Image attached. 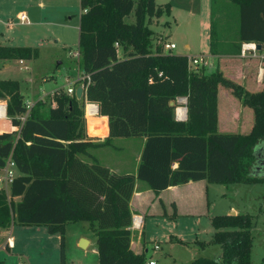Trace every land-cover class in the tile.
<instances>
[{"label":"trees","instance_id":"obj_1","mask_svg":"<svg viewBox=\"0 0 264 264\" xmlns=\"http://www.w3.org/2000/svg\"><path fill=\"white\" fill-rule=\"evenodd\" d=\"M227 1L240 8L238 36L229 49L222 40L217 44L213 10L211 52L240 54L243 42L261 44L264 51V0ZM81 8L79 69L91 78L82 99L60 88L47 97L49 105L44 99L28 109L20 82L0 80V99L7 100V116L19 128L0 133V169L9 158L18 169L10 194L0 188V229L45 226L60 235L64 246L66 225L82 221L96 237L99 264H146V253L131 248L136 180L156 194L199 180L264 183V176L252 175L256 150L264 145V89L251 92L219 69H191L186 54L154 49L152 19L171 14L170 2L81 0ZM132 13L135 22H126ZM116 42L127 56H118ZM39 56V47L0 44V59ZM219 84L253 109L250 133L218 131ZM181 97L187 98L186 121L175 117ZM86 100L108 117L103 140L106 121L85 117ZM137 137H145L137 174L116 173L90 155V148L113 146L116 138ZM82 154L93 163L82 160ZM212 224V243L221 245L222 259L199 256L190 264H252L253 216L217 215Z\"/></svg>","mask_w":264,"mask_h":264},{"label":"rangeland","instance_id":"obj_2","mask_svg":"<svg viewBox=\"0 0 264 264\" xmlns=\"http://www.w3.org/2000/svg\"><path fill=\"white\" fill-rule=\"evenodd\" d=\"M157 1L160 4L171 2L172 9L171 14L152 19V28L156 32L154 45L167 40L177 45L174 53L188 56L202 55L209 59L213 10L216 25L214 38L217 39V44L219 45L222 40L225 48L229 49L238 36L240 8L231 1L218 0L215 3L212 0ZM18 2L15 14L5 21H0V43L39 47L41 53L38 59L29 61L0 59V79L20 80L27 98L28 96L33 98L38 94H53V90L60 88L66 91L67 86L71 85L69 81L74 82L79 75L84 74L79 70L80 56L76 55L79 50L81 0H21ZM20 10H26L27 19L21 20L16 17V13ZM9 21L13 23V27L9 26ZM126 22L134 23L135 15L132 13L126 17ZM186 44L190 45L189 49L185 47ZM120 55L127 56L122 47H120ZM230 59L226 61L228 73L237 74L241 72L243 66V70L247 72V88L256 92L264 87L262 71L264 61L255 57L242 58L237 55L234 61ZM205 68L209 73L216 70L211 63ZM260 71L263 72L262 78H260ZM229 79L238 83L231 77ZM33 85L36 86L35 89ZM30 88L37 94L30 92ZM46 99L49 105V99L47 97ZM1 100L7 102L6 99ZM107 154L108 152L104 153V155ZM210 184L211 194L207 204L205 201L203 205L206 213L197 217L159 214L160 205L153 202L152 211L156 214H150L146 218L147 261L152 253L155 254L153 248L157 243L162 246L161 250L155 254V259L158 258L157 264H189L191 257L198 256L222 259L221 245L208 243L202 245L198 240L204 242L211 239L215 232L212 218L229 213L227 211L233 212L230 209L235 207L238 213L253 216L255 226L252 229L254 238L252 264H264V183ZM146 199L152 198L146 196ZM211 205L212 208L208 210ZM12 227L13 231L8 235L22 240L19 243L25 251L26 256L23 258L26 261H19L16 250L9 255L0 251V264H99L98 254L93 250L95 235L86 222H70L66 225L64 246L60 235L48 233L45 226L14 224ZM19 228L25 230L20 231ZM82 236L91 239L90 247L81 246ZM171 239H180V241L173 242Z\"/></svg>","mask_w":264,"mask_h":264},{"label":"crops","instance_id":"obj_3","mask_svg":"<svg viewBox=\"0 0 264 264\" xmlns=\"http://www.w3.org/2000/svg\"><path fill=\"white\" fill-rule=\"evenodd\" d=\"M18 1H21V0H0V21H5L7 18L12 17V15L15 14L16 7L19 3ZM25 11L26 10L18 11L16 13V17L18 18V16L21 14H24L25 16H27ZM83 12L84 10L82 9V13ZM25 18L27 19V17ZM9 23H10L9 26L13 27V23L11 24L10 21ZM151 25H150V28L154 31L153 36L155 37L156 32L152 28L153 25L152 26ZM79 31H80V25H79ZM160 42L168 43L167 40H163ZM171 43H174V42H171ZM7 46H12V45H7ZM157 46L162 47L161 44H158V45L155 44L154 49ZM185 47L189 49L190 45L186 44ZM176 48H177V45H176ZM175 49L171 51L173 52ZM236 55L238 57H241L240 54H219V53L213 54L211 52V56H209V61L211 63V66L215 67L216 70L217 69L221 70L225 76L229 78L231 77L232 79L237 80L238 83L243 84V86H245V88L248 89L247 88L248 81L246 79L247 72L243 70V66H242V69L240 70L241 72L237 74L228 73V69H227L228 65L226 61H228V59H230L231 57L232 58L230 60L234 61L233 59L234 57H236ZM119 57L123 58L121 56ZM3 60H11V59H3ZM31 60H35V59H31ZM24 61H29V60H24ZM238 61H241V60H238ZM8 79L16 80L12 78H6V79H0V80H8ZM245 79H246V82L244 81ZM17 81H19L21 84V92L25 98L26 105L33 106L37 101L44 100L46 99V97L51 95V94L49 95H39L38 94V95H34L33 98H29V96L27 98L23 90L22 82L20 80H17ZM69 86L70 85H68L67 88ZM33 88L35 89L36 86L33 85ZM262 89H264V87L260 88L256 92ZM55 91L53 90L52 93H54ZM30 92L37 94L31 88H30ZM53 106H56L55 102H53ZM95 117L103 118L106 121L107 133L105 136H99L101 140H103L109 134L108 117L104 115H100V113H98ZM253 125H254L253 109L249 106L243 105L242 102L233 94L232 89L222 84H219L218 86V131L220 133L248 134L251 132ZM18 129H19L18 127L12 125L11 120L8 118V116L4 120H0V133L4 131H13V130H18ZM87 134L89 136H96V135L90 134L88 129H87ZM96 142H99V141H96ZM144 142H145V137L116 138L113 141V146L90 148L89 152H90V155L96 158L102 165L109 167L112 171L116 173L137 174ZM107 152L108 154L104 155V153L106 154ZM256 152H257L258 158H257V163L253 171L257 169V171L261 173V172H264V145L260 144ZM112 153H115V154H112ZM80 157L85 162L93 163V158L89 157L88 155L82 154L80 155ZM177 165L178 164L176 163L174 167H177ZM15 173L17 176L18 175L17 167L15 168ZM7 193L10 194V187L7 189ZM210 194H211V184L207 180L190 181L186 184L171 186L167 189H164L159 194H156L152 189H150L149 185L146 182L137 179L135 183V189H134L131 201H130V208L132 210L133 216L134 215L143 216L144 222H143V227L141 229H133L131 226V230H132L131 248L133 249V251L136 253L148 252V249L146 248V229L145 228H146V218L150 214L151 215L156 214L152 211L153 202L155 203L157 202L158 206L160 205L159 214L167 213V214H176L180 217H197V216H200V214L206 213V209L203 208V205L205 203L207 204ZM146 196H151L152 199L147 200ZM14 199L16 201H19L21 197L17 196ZM211 208H212V205L208 207V210H210ZM230 210L233 212L227 211L229 213H226V214H232V213L238 214V211L235 209V207H231ZM10 229H0V251L2 252L4 251L5 254L9 255L13 250H16L17 254L19 255L18 256L20 259L19 261H26L25 258H23L24 256H26L25 251H23L19 243V241H22L21 239H18L17 237L11 235L14 239V248L10 249L7 246L6 240H7V237L10 236L8 235V233L13 231V227ZM23 229L24 228H19L20 231ZM214 234L215 232L213 233L212 238L209 239L208 241H204V243L205 244L207 243L215 244V243H212ZM54 235H57V234H54ZM83 238H86V237L82 236L81 239ZM86 239L89 240L88 247H90V245L92 244V241L90 238H86ZM171 240L173 242L180 241V239H171ZM198 241L200 242V240ZM93 243H94L93 250H95V252H97L98 254L97 245H96V237L94 238ZM156 245H158L159 248L156 249ZM161 247L162 246L159 243L155 244L153 248L155 254H157L159 250H161ZM155 254L152 253L149 256V260H154L155 264H157L158 258L157 260L155 259L156 258ZM221 254H222V249H221ZM195 258L191 257L190 260L188 261L189 264ZM149 260L147 261V264H149Z\"/></svg>","mask_w":264,"mask_h":264},{"label":"built area","instance_id":"obj_4","mask_svg":"<svg viewBox=\"0 0 264 264\" xmlns=\"http://www.w3.org/2000/svg\"><path fill=\"white\" fill-rule=\"evenodd\" d=\"M26 16L24 14H21L18 16L19 19L24 20ZM159 44H161L163 46V51L168 52L171 51L173 49L176 48V44L175 43H162L159 42ZM116 48H117V52H118V56L120 55V43L116 42L115 44ZM76 55L79 57L80 56V52L79 50L76 52ZM240 56L242 58H248V57H255L258 58L261 61H264V51L263 49H259L258 48V44L255 42H243L241 45V52H240ZM189 60V65L191 69H198L201 67H207L210 65L209 59L207 56H189L188 58ZM262 71L264 72V70L262 69ZM263 72L260 71V78L263 77ZM161 75V74H160ZM87 80V81H86ZM261 80V79H260ZM69 81V80H68ZM91 78L90 75L88 74H82L79 75L78 79L74 82H70L71 84L67 89L66 92L69 95H74L76 94V89L79 86H82L84 88L85 91V87L90 83ZM178 104H180V106L176 107V111H175V117L177 120L180 121H186L188 118V111H187V98L186 97H181L177 99ZM28 109H31L32 106L31 105H27ZM180 108H183L184 111H179ZM84 111H85V117L87 118L88 114H93L94 116H96L99 113V105L97 103L94 102H90L88 100L85 101L84 103ZM7 117V102L0 100V118H6ZM15 162L13 161V159L9 158L7 160L6 165L0 169V188H3L5 190H7V188H9L14 180V178L16 177V173H15ZM143 222H144V218L141 215H134L133 216V223H132V228L133 229H141L143 227ZM7 246L12 249L14 248V239L12 236H8L7 240H6ZM159 248L158 245H156V249ZM149 264H155L154 260H149Z\"/></svg>","mask_w":264,"mask_h":264},{"label":"water","instance_id":"obj_5","mask_svg":"<svg viewBox=\"0 0 264 264\" xmlns=\"http://www.w3.org/2000/svg\"><path fill=\"white\" fill-rule=\"evenodd\" d=\"M258 48H259V49H262V45H261V44H258ZM83 95H84V88H83L82 86L77 87V89H76V96H77V98H78V99H82V98H83ZM171 104L174 105L175 102L172 101ZM186 109H187V111H188V108H186ZM252 175H253V176H264V172H261V173H260V172H258L257 169H256V170H254V171L252 172ZM232 214H234V213H232ZM88 244H89V240H88V239H86V238L81 239V246H82L83 248L87 247Z\"/></svg>","mask_w":264,"mask_h":264},{"label":"bare ground","instance_id":"obj_6","mask_svg":"<svg viewBox=\"0 0 264 264\" xmlns=\"http://www.w3.org/2000/svg\"><path fill=\"white\" fill-rule=\"evenodd\" d=\"M87 118H97V117H95L93 114H88Z\"/></svg>","mask_w":264,"mask_h":264}]
</instances>
